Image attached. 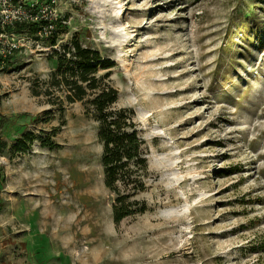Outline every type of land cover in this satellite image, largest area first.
<instances>
[{
    "label": "rangeland",
    "instance_id": "rangeland-1",
    "mask_svg": "<svg viewBox=\"0 0 264 264\" xmlns=\"http://www.w3.org/2000/svg\"><path fill=\"white\" fill-rule=\"evenodd\" d=\"M22 1L114 62L149 175L115 223L84 102L31 94L55 67L33 37L0 75V264H264V0ZM27 131L59 145L12 150Z\"/></svg>",
    "mask_w": 264,
    "mask_h": 264
},
{
    "label": "trees",
    "instance_id": "trees-1",
    "mask_svg": "<svg viewBox=\"0 0 264 264\" xmlns=\"http://www.w3.org/2000/svg\"><path fill=\"white\" fill-rule=\"evenodd\" d=\"M47 38L53 46L48 58L55 60V67L42 82L43 88L37 80L33 81L31 94L42 96L45 103L56 106L60 112L65 104L84 102L85 112L97 123L103 184L114 194L111 204L113 221L117 223L126 216L144 212L146 203L136 198V194L146 188L149 175L147 147L139 134L133 110L114 105L117 90L108 79L114 62L98 49L83 44L76 33L58 46L55 32ZM35 140L48 149L59 145L49 136H37L27 131L14 141L11 148L24 150Z\"/></svg>",
    "mask_w": 264,
    "mask_h": 264
},
{
    "label": "built area",
    "instance_id": "built-area-1",
    "mask_svg": "<svg viewBox=\"0 0 264 264\" xmlns=\"http://www.w3.org/2000/svg\"><path fill=\"white\" fill-rule=\"evenodd\" d=\"M53 31L47 6H35L22 0H0V75L7 72L13 56L26 49L33 37L47 38ZM2 158L0 155V179Z\"/></svg>",
    "mask_w": 264,
    "mask_h": 264
}]
</instances>
